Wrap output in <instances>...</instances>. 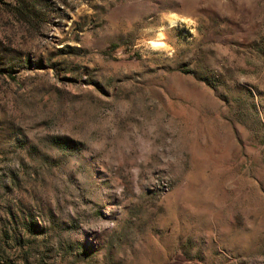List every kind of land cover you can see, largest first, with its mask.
<instances>
[{
  "label": "rangeland",
  "instance_id": "obj_1",
  "mask_svg": "<svg viewBox=\"0 0 264 264\" xmlns=\"http://www.w3.org/2000/svg\"><path fill=\"white\" fill-rule=\"evenodd\" d=\"M0 264H264V0H0Z\"/></svg>",
  "mask_w": 264,
  "mask_h": 264
},
{
  "label": "bare ground",
  "instance_id": "obj_2",
  "mask_svg": "<svg viewBox=\"0 0 264 264\" xmlns=\"http://www.w3.org/2000/svg\"><path fill=\"white\" fill-rule=\"evenodd\" d=\"M181 22H182L181 19L177 15H175V14H169V15H167L166 21H165V23L167 25H169V26L181 25ZM154 41H157V40H155V39L153 40L152 39L151 45H150L151 48H160L162 46L161 43L154 42Z\"/></svg>",
  "mask_w": 264,
  "mask_h": 264
},
{
  "label": "clouds",
  "instance_id": "obj_3",
  "mask_svg": "<svg viewBox=\"0 0 264 264\" xmlns=\"http://www.w3.org/2000/svg\"><path fill=\"white\" fill-rule=\"evenodd\" d=\"M160 40H163V34L162 33L160 34ZM162 46H166V45H162Z\"/></svg>",
  "mask_w": 264,
  "mask_h": 264
},
{
  "label": "trees",
  "instance_id": "obj_4",
  "mask_svg": "<svg viewBox=\"0 0 264 264\" xmlns=\"http://www.w3.org/2000/svg\"><path fill=\"white\" fill-rule=\"evenodd\" d=\"M19 1H20V0H16V2H18V4H19ZM17 10H18V13H19V9H17Z\"/></svg>",
  "mask_w": 264,
  "mask_h": 264
}]
</instances>
